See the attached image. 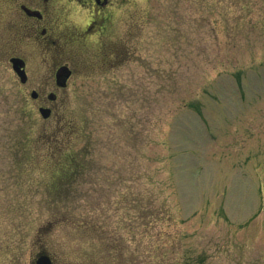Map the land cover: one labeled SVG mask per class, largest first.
I'll return each mask as SVG.
<instances>
[{"label": "rangeland", "instance_id": "374dc122", "mask_svg": "<svg viewBox=\"0 0 264 264\" xmlns=\"http://www.w3.org/2000/svg\"><path fill=\"white\" fill-rule=\"evenodd\" d=\"M24 1L0 0V264H264V0H107L80 41L88 11Z\"/></svg>", "mask_w": 264, "mask_h": 264}, {"label": "flooded vegetation", "instance_id": "af4514ba", "mask_svg": "<svg viewBox=\"0 0 264 264\" xmlns=\"http://www.w3.org/2000/svg\"><path fill=\"white\" fill-rule=\"evenodd\" d=\"M106 4L107 0H26L19 3V11L25 20L32 21L34 23L33 25L36 26L45 21L48 16L52 17V15H54V10H58L59 13H64L65 16H69L68 14L75 10L88 11V19L86 18L88 22L83 28H75L76 33L71 37L74 38V40L80 41L88 36L104 35L102 18L104 19L103 9ZM60 37L61 36H59L58 39ZM34 38L36 41L44 44L56 45L57 43V39L51 28L41 27L37 29ZM62 66L64 65L60 64L54 66V76L57 70ZM72 75L73 71L71 70V76Z\"/></svg>", "mask_w": 264, "mask_h": 264}, {"label": "trees", "instance_id": "16d2710c", "mask_svg": "<svg viewBox=\"0 0 264 264\" xmlns=\"http://www.w3.org/2000/svg\"><path fill=\"white\" fill-rule=\"evenodd\" d=\"M76 129H77V126H75V124H72V125L69 124L67 135H71V134L75 135L76 131H77ZM39 140L42 142V144H44L45 149H47V151L51 152L52 154H55L56 151H58L57 148H53V147L49 146L52 143L50 137H48V139L46 140L44 137L40 136L37 139H35L36 144H39L38 143ZM68 140L71 141L69 136H68ZM66 142H67V140H66ZM72 158L73 157L70 155V157L68 156V158H65L64 162L58 163L59 168L61 167V171L57 172L56 176L51 175V177L54 176L53 177L52 190H55L57 188L56 187L57 184H61V183L66 184V183L70 182L69 178H70V171L72 173V167L75 168L74 170L77 171L78 166H80V164H79L80 162L79 161L77 162L78 158L74 157V160ZM71 163H74V164L71 165ZM76 171H74V174Z\"/></svg>", "mask_w": 264, "mask_h": 264}, {"label": "water", "instance_id": "95a60500", "mask_svg": "<svg viewBox=\"0 0 264 264\" xmlns=\"http://www.w3.org/2000/svg\"><path fill=\"white\" fill-rule=\"evenodd\" d=\"M10 63L12 64V69L19 77L20 82L24 83L26 81V76L24 71L21 69L23 67V61L19 58H11ZM69 75L70 72L66 68H62V70H60L57 74V85L60 87L65 86L66 79L69 77ZM30 96L35 98L36 93L31 92ZM48 98L52 99L53 96L49 95ZM38 111L43 118H47L50 114V110L46 108H39ZM35 264H51V261L47 256L41 255L36 259Z\"/></svg>", "mask_w": 264, "mask_h": 264}]
</instances>
